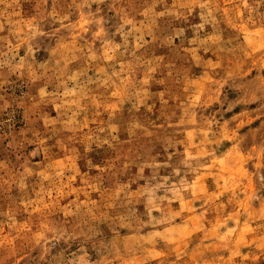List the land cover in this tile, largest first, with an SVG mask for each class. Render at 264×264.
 I'll list each match as a JSON object with an SVG mask.
<instances>
[{"label": "rangeland", "instance_id": "374dc122", "mask_svg": "<svg viewBox=\"0 0 264 264\" xmlns=\"http://www.w3.org/2000/svg\"><path fill=\"white\" fill-rule=\"evenodd\" d=\"M0 264H264V0H0Z\"/></svg>", "mask_w": 264, "mask_h": 264}]
</instances>
